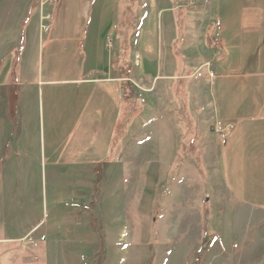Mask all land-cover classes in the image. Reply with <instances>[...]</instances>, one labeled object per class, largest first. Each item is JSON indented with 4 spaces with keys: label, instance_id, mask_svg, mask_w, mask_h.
I'll return each instance as SVG.
<instances>
[{
    "label": "rangeland",
    "instance_id": "rangeland-1",
    "mask_svg": "<svg viewBox=\"0 0 264 264\" xmlns=\"http://www.w3.org/2000/svg\"><path fill=\"white\" fill-rule=\"evenodd\" d=\"M103 1L102 7L116 0ZM96 2L42 1L45 12H40L25 47L21 44L25 70L11 76L15 83L12 94L0 92L1 100H10L12 95V101L20 103L15 111L21 120L18 131L30 136L42 134L41 154L31 150L32 156H28L21 150L15 158L20 171L2 174L5 182L19 187V212L14 208V215L20 219L13 222L14 233L25 238L40 221L42 229L62 222L61 229L67 231L69 240L65 263L48 260L44 251L50 240L41 242L38 233H31L34 245L20 240L15 243L19 252L10 260L19 264L28 260L36 264H189L191 253L204 237L210 235L212 241L213 231L218 233L221 229V222L217 226L216 220L228 213L225 202L229 181L233 183L239 174L244 179L256 180L257 189L264 188V152L249 157L250 162L241 164L238 174L235 173L237 158L229 160L224 142L211 130L215 116L210 110L213 102L207 68L199 77L190 79L195 81L191 82L189 92L181 93L183 97L175 102L172 99L171 80L176 65L163 41L160 45V34L156 44L158 8L172 6V0H142L141 9L139 5L141 19L146 14L148 18L142 37L137 32L141 21L132 37L140 55L134 76L139 86L151 93L147 94L145 105L132 96L130 119L125 121L128 130H132L131 137L123 141L110 134L107 139L105 130L109 125L103 104L108 102L110 92H102L98 85L84 80L93 77L90 72L106 61L101 50H107V35L100 40L103 30L96 29L92 22ZM218 2L221 38L217 39H222L224 51L221 58L212 54L209 58L214 57L213 62L225 59L222 71L241 73L234 79L233 103L245 100L246 115L256 117L264 111L258 108V100L264 97L263 88L256 77L244 74L260 67L252 60V52L257 44L264 50V0H230L229 7L226 0ZM204 18L208 16L191 14V26ZM235 22L237 25L233 26ZM42 26L47 30H42ZM189 30L192 34L197 31ZM163 36L166 43L165 31ZM116 44L115 39V52ZM207 46L212 53L216 51L210 38ZM187 52L190 53L189 47ZM237 53L246 59L236 60ZM135 55L132 53L133 60ZM183 62L181 67L186 74L204 63L189 61L187 57ZM24 85L28 87L23 88ZM187 100L196 121L193 126L182 125V105ZM1 113L5 118L9 111ZM253 130L251 126L249 132L254 133ZM221 131L225 137L228 135ZM183 132H189L190 139L200 134V146L213 141V156L208 147L206 151L202 148L199 161L188 149L177 150V145H190V139L179 141ZM239 157L248 159L242 153ZM5 234L0 231L1 237ZM257 264H264V259Z\"/></svg>",
    "mask_w": 264,
    "mask_h": 264
},
{
    "label": "crops",
    "instance_id": "crops-1",
    "mask_svg": "<svg viewBox=\"0 0 264 264\" xmlns=\"http://www.w3.org/2000/svg\"><path fill=\"white\" fill-rule=\"evenodd\" d=\"M42 1L44 0H0V92L7 91L8 94H12L15 83L11 76H14L17 72L21 74L25 70L24 66H22L24 47L30 40L32 30H35L36 24L39 22L40 12H45V5L42 6L40 4ZM189 1L192 2V0ZM194 1L196 2L194 6H189L186 1L180 2L179 0H172V6L171 4L167 7L160 5L161 7L157 11L156 44H158L160 34V45H162L163 41L165 49L169 50L176 65L175 73L171 80L174 85L171 94L174 102L183 97L181 93L185 94L187 91L189 92L191 82L195 81H190V79L199 77L201 72L207 68L206 77L209 80L208 89L211 91V102H213V106L210 104V110L214 112L215 116V122L212 124L214 126L211 127V130H213L214 135L224 142V152L225 155L227 154L229 160H232L234 157L237 158L235 173L238 174L239 166L250 162L249 157L254 154H259L262 151L264 152V111L261 115L250 117L246 115L248 102L243 100L241 103H233L232 91L235 87L234 79H236V75H241V73H227L222 71L225 59L213 62V58H221L224 51L222 39H217V37L221 38L219 33L221 29V21L219 18L221 9L218 11V8H220L219 2L218 0ZM229 1L226 0V3ZM118 2L119 0L114 1L113 4L112 2L106 3L104 7H102L105 3L103 0H97L95 3V14L92 22L95 23L96 29L103 30L101 31L102 36H100V40L107 35L105 46L101 43V47L103 48L104 46L108 51L105 50V52L104 48L101 50L106 56L105 64L101 68L90 72L93 77L84 80L98 85L99 90L102 92L105 90L110 92L108 94V102L103 104V112L106 113V125H109L105 133L108 135L107 139H109L111 134L114 136V139H123V141H126L132 135L131 128L128 130L125 123L128 118L130 119L132 89L125 81L122 79L120 81L118 71L112 67L113 57L119 53L118 44H116L117 51L115 52V49H113L116 39L115 30L117 27ZM141 3L142 0L140 3L139 1L137 2L136 11L139 13V18L135 24L133 35L138 28V23L141 21V25L138 28L139 31L137 32L142 37L148 17L146 14L141 19ZM231 3H228L227 6L229 7ZM40 8L42 9L41 11ZM194 13H202L203 16L207 15L208 19L204 18L202 21H194L195 26L192 27L191 25L193 24L189 20V16ZM112 21L113 24H111ZM54 22H57V20ZM234 25H237V22ZM191 28L197 29L196 33L192 34L189 30ZM164 31L166 34V43L163 36ZM108 38L114 41H112L111 47L108 46ZM209 38L212 40V45L216 49L213 52L214 54L207 46V39L209 40ZM21 42L24 45L20 56L21 64L13 69L14 51L19 48ZM133 44L134 41L130 39L128 64L134 66L136 72L140 64V55L136 53L138 45L134 47ZM187 47H189L190 53H185ZM256 47L252 52L255 56L252 60L255 63L258 62L260 67L245 73L244 76L256 77L261 90L263 88L264 95V50H260V44H257ZM202 50H207L208 52L204 54ZM235 50H238V53L240 51L239 47ZM132 53L136 54L134 60L132 59ZM211 54L214 57L209 58ZM186 57L189 61L200 60L204 61V63L196 67L191 74H186L182 71L183 68L181 67L184 65L183 59L186 60ZM245 59L246 57L241 53L236 57V60L240 61ZM136 60L138 61L137 66ZM161 71L163 72L162 69ZM27 87L26 85L23 86V88ZM148 93L151 92H145L144 95L146 99L145 104H147ZM134 96L138 99L136 94ZM9 98L10 100L0 99V231L6 233V237L0 236V264H19L17 261L10 260L14 256L13 254L19 252L15 249L17 248L15 247V243H18L21 238H24L21 233L17 231L18 233L15 234L13 230V222L20 219L18 215H14V208L19 212V208L17 207L19 187L14 186L13 183H10L11 181L5 182L2 174H12L20 171V163L15 158L18 157L21 150L26 152L28 156H32L31 150L41 154L42 134L38 132L37 135L30 136L28 134H21L18 131L21 120L18 119L17 112L15 111L20 107V103L13 102L12 95ZM258 101V108L262 107V110H264V97ZM105 106H108V108ZM182 108L184 109V115L181 117L183 121L182 125H195L196 121L190 113L188 100L184 102ZM3 110L9 111L5 118L1 117ZM175 123L181 124L180 121H175ZM37 126L40 129L39 120ZM251 126L254 127V133L249 132ZM216 130H219L220 133H217ZM221 130L228 132L226 137L224 135L225 138L220 137L222 134ZM183 134L180 139L178 137L179 141H188L190 139V136H187L189 132H183ZM199 135H192L193 139H190V145L188 146H186L187 144L177 145V150L188 149L191 152V156L200 157L202 156V148L206 151L208 147L211 151L210 155L213 156L212 151L216 149L213 141L205 140L206 145H204L205 142H202L200 146L202 140ZM107 139L104 138L103 141L108 142ZM174 139L176 138L174 137ZM220 145L218 142L219 147ZM240 153L247 155L248 159L244 157L240 158ZM229 182L230 187L226 189L228 197L225 202L228 213L216 220L217 226L218 222H221V229H219L218 233H214L213 231V240L205 251L201 264H257L259 260L264 259V188L257 189L256 180L248 177L244 179L239 174L238 178L234 177L233 183L231 181ZM87 195L90 196L91 192L90 194L87 193ZM6 212L8 216L5 215ZM6 218L11 222H7ZM41 224L42 221L38 222L25 236H31V233H38V238L41 242L47 243L50 240L46 246V251H44L48 254V260L51 261L54 259L60 262L62 260V263H65L64 253L68 247L69 240L67 238V231L61 229L62 222L55 223L47 229H42ZM201 245L191 253L189 264L193 261L195 251ZM52 254H54V257ZM23 264L36 263L28 260L24 261Z\"/></svg>",
    "mask_w": 264,
    "mask_h": 264
},
{
    "label": "trees",
    "instance_id": "trees-1",
    "mask_svg": "<svg viewBox=\"0 0 264 264\" xmlns=\"http://www.w3.org/2000/svg\"><path fill=\"white\" fill-rule=\"evenodd\" d=\"M138 0H119L117 5V27H116V40L118 42L119 53L113 57L112 67L118 71L120 79L126 77V65L129 62L130 54V39L134 32L135 24L139 18V13L136 11ZM126 9V10H124ZM23 44V42L21 43ZM22 45L14 51L13 69L19 66L21 61ZM135 91L131 90V95L134 96ZM201 157V156H200ZM200 157H197L199 161ZM96 188V187H95ZM210 235L204 237L201 247L195 251L193 261L191 264H201L200 257L204 255L209 247ZM199 258H195L197 256ZM203 259V258H202ZM201 259V260H202Z\"/></svg>",
    "mask_w": 264,
    "mask_h": 264
},
{
    "label": "built area",
    "instance_id": "built-area-1",
    "mask_svg": "<svg viewBox=\"0 0 264 264\" xmlns=\"http://www.w3.org/2000/svg\"><path fill=\"white\" fill-rule=\"evenodd\" d=\"M194 5H196L195 1H192L189 3V6H194ZM46 18H48V20H49L50 16H48ZM42 30L46 31L47 27L42 26ZM107 43H108V46L110 47L112 44V39L108 38ZM137 65H138V61L136 60V66ZM134 74H135L134 66L126 65V77L123 79V81H125L126 84H128L131 88H133L135 90L136 97L140 100V102L142 104H145L146 99H145L144 95H145L146 91L139 86L137 80H135ZM216 132L220 133L219 130H216ZM221 137L225 138L224 135H222V134H221ZM20 241H22V242L27 241L28 243L34 245V241H33L32 237H30V236H27V237L21 239Z\"/></svg>",
    "mask_w": 264,
    "mask_h": 264
}]
</instances>
